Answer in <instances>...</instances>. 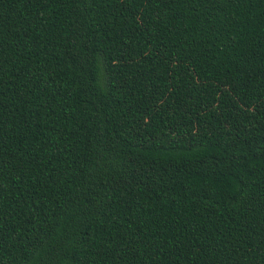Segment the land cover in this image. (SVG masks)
<instances>
[{
	"label": "trees",
	"instance_id": "16d2710c",
	"mask_svg": "<svg viewBox=\"0 0 264 264\" xmlns=\"http://www.w3.org/2000/svg\"><path fill=\"white\" fill-rule=\"evenodd\" d=\"M0 264H264V0H0Z\"/></svg>",
	"mask_w": 264,
	"mask_h": 264
}]
</instances>
